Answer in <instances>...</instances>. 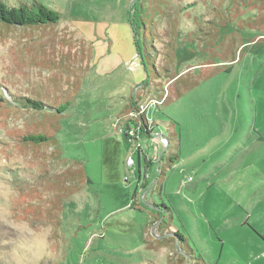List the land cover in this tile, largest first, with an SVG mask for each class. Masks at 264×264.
I'll list each match as a JSON object with an SVG mask.
<instances>
[{
    "label": "rangeland",
    "instance_id": "1",
    "mask_svg": "<svg viewBox=\"0 0 264 264\" xmlns=\"http://www.w3.org/2000/svg\"><path fill=\"white\" fill-rule=\"evenodd\" d=\"M38 1L0 23V264H264V0Z\"/></svg>",
    "mask_w": 264,
    "mask_h": 264
},
{
    "label": "trees",
    "instance_id": "2",
    "mask_svg": "<svg viewBox=\"0 0 264 264\" xmlns=\"http://www.w3.org/2000/svg\"><path fill=\"white\" fill-rule=\"evenodd\" d=\"M61 18V13L57 10H54L47 6L44 3L39 2L38 0H33L30 3L28 2H21L18 5H11L8 0H0V23L7 25V26H24V27H36L46 24H56ZM150 24V23H149ZM130 25L132 26L133 33L135 35L136 28L134 27L133 20L130 21ZM142 37H143V44L148 45L147 49L149 50L150 47H154L152 44L153 40L148 39L147 35L151 32L150 25L147 23H142ZM152 35V32L150 33ZM135 45L137 49L138 55L142 57L143 62L145 65L146 59L144 55V49L142 46L139 45V41L135 38ZM154 66V64H153ZM155 67V66H154ZM21 101L26 108H32L35 110L44 109L46 104L37 99H33L31 97H21ZM71 102H66L59 107L56 108L57 112L62 113L70 106ZM135 110H134V109ZM123 116L131 115L134 113L138 119L137 122L133 121L132 118L128 120L125 124L124 133L126 137L133 138L131 131L133 128H137L140 131V134L151 136L152 131L154 129L155 122L149 123L146 117V112L139 110L138 106L135 105V101H132V104L128 103L126 110L123 112ZM136 126V127H135ZM25 142H34V143H41L46 142L49 140V136L45 135L42 132L28 134L23 137ZM170 162L173 163V158L170 157ZM172 165V164H171ZM133 206V203L132 205ZM260 237L264 241V233L259 234Z\"/></svg>",
    "mask_w": 264,
    "mask_h": 264
},
{
    "label": "crops",
    "instance_id": "3",
    "mask_svg": "<svg viewBox=\"0 0 264 264\" xmlns=\"http://www.w3.org/2000/svg\"><path fill=\"white\" fill-rule=\"evenodd\" d=\"M252 129L255 130L253 125H252V128H248V130L246 128L245 131L242 134V137L240 139L242 141H244V140L246 141V140H249L250 138H252L250 143H252L255 140L257 141V143L264 142V135L262 133H259V131H258V134L255 135L254 133L250 132ZM222 130L224 132L226 130L225 127H222ZM224 136L227 137V133L226 132H225ZM240 139H236V140L232 141L229 144H228L227 140L224 139L225 141L222 140V142L220 143L221 146H222L223 152H224V155L222 156V158H220V160L225 161V162H233V163H235L234 169H237V168L242 167L244 165V163H243L244 160L241 162L240 158H238L239 157L238 156V152H239L238 148L240 146L239 145ZM228 140H229V138H228ZM255 142H254V144H255ZM202 146H204V149H203L204 153L203 154L206 155L207 154V146L208 145L205 142ZM243 149H244L243 151H244V154H245L246 145H244ZM171 153L174 155V156H171L173 158V161H174L173 164H174L175 162H177L179 160V159L177 160L178 155H176L173 152H171ZM174 159H176V160H174ZM239 161L241 163H239Z\"/></svg>",
    "mask_w": 264,
    "mask_h": 264
},
{
    "label": "built area",
    "instance_id": "4",
    "mask_svg": "<svg viewBox=\"0 0 264 264\" xmlns=\"http://www.w3.org/2000/svg\"><path fill=\"white\" fill-rule=\"evenodd\" d=\"M130 161H132V160H130Z\"/></svg>",
    "mask_w": 264,
    "mask_h": 264
}]
</instances>
